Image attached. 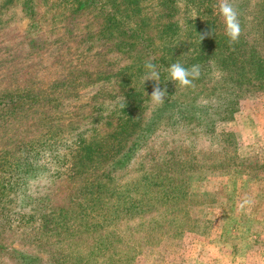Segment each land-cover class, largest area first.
<instances>
[{
    "label": "trees",
    "instance_id": "obj_1",
    "mask_svg": "<svg viewBox=\"0 0 264 264\" xmlns=\"http://www.w3.org/2000/svg\"><path fill=\"white\" fill-rule=\"evenodd\" d=\"M230 2L241 27L235 43L217 0H0V10L14 5L28 20L20 38L4 42L0 19L2 217L32 223L15 229L39 249L0 242V255L14 264L131 263L138 252L124 238L127 228L134 234L140 200L118 186L115 172L159 123L229 120L242 96L264 92V0L250 40L243 35L250 0ZM149 58L167 96L143 120L156 83L142 84ZM176 62L199 65V78L214 67L229 95L219 93L215 104L177 100L168 74Z\"/></svg>",
    "mask_w": 264,
    "mask_h": 264
},
{
    "label": "rangeland",
    "instance_id": "obj_2",
    "mask_svg": "<svg viewBox=\"0 0 264 264\" xmlns=\"http://www.w3.org/2000/svg\"><path fill=\"white\" fill-rule=\"evenodd\" d=\"M260 1L250 0L245 9L243 35L249 40ZM0 19L8 28L4 42L25 33L28 20L16 6L1 9ZM213 68L191 87L175 83L174 97L215 104L219 93L224 92L221 99L229 95L228 79H220ZM152 107L149 98L143 120ZM213 118L214 128L210 122L159 123L115 172L118 186L131 188L128 197L140 200L131 224L134 234L125 231L124 240L138 252L130 264H264V92L242 96L229 120ZM2 206L0 224L6 227H0V242L21 251L39 250L15 229L19 225L27 232L32 223L9 220L8 225ZM154 219L161 225L155 227ZM0 264L14 262L0 255Z\"/></svg>",
    "mask_w": 264,
    "mask_h": 264
},
{
    "label": "clouds",
    "instance_id": "obj_3",
    "mask_svg": "<svg viewBox=\"0 0 264 264\" xmlns=\"http://www.w3.org/2000/svg\"><path fill=\"white\" fill-rule=\"evenodd\" d=\"M218 13L223 18L225 25V35L228 37L230 43L238 41L241 34V27L238 18L237 9L234 7L230 0H219ZM212 33H204L199 35L200 41L204 36L211 35ZM145 75L142 79V84L146 81H155V85L150 95L151 102L154 106H163L165 98L167 96L166 89H162L160 85V73L157 71L156 65L152 62V58L145 60L144 62ZM169 79L178 83L181 87L193 86V81L200 76V66L197 64L185 67L179 62L172 63L168 68ZM122 108L125 107L123 98Z\"/></svg>",
    "mask_w": 264,
    "mask_h": 264
}]
</instances>
